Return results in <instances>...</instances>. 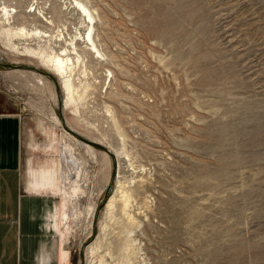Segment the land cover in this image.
<instances>
[{
    "label": "rangeland",
    "instance_id": "obj_1",
    "mask_svg": "<svg viewBox=\"0 0 264 264\" xmlns=\"http://www.w3.org/2000/svg\"><path fill=\"white\" fill-rule=\"evenodd\" d=\"M55 55L82 98L66 103ZM6 141L22 218L62 264H99L117 187L136 264H264V0H0ZM42 171L58 190L27 193Z\"/></svg>",
    "mask_w": 264,
    "mask_h": 264
},
{
    "label": "crops",
    "instance_id": "obj_2",
    "mask_svg": "<svg viewBox=\"0 0 264 264\" xmlns=\"http://www.w3.org/2000/svg\"><path fill=\"white\" fill-rule=\"evenodd\" d=\"M17 166V149L14 150L11 142H0V264H60L65 253L60 249L57 256H51L44 243L37 241L33 223L22 218ZM27 177V193L36 195L45 191L35 188L33 172H28ZM52 219V229L61 242L64 234L59 229L63 226L62 205L60 213L54 214Z\"/></svg>",
    "mask_w": 264,
    "mask_h": 264
},
{
    "label": "bare ground",
    "instance_id": "obj_3",
    "mask_svg": "<svg viewBox=\"0 0 264 264\" xmlns=\"http://www.w3.org/2000/svg\"><path fill=\"white\" fill-rule=\"evenodd\" d=\"M79 6L81 7L82 11L86 14L88 19L92 21V17H91L92 15H90V13L88 12L89 10L87 11V8H84L80 4ZM87 39L90 42L91 47L95 49L91 41L90 35H87ZM66 55H64L65 57L63 55H55L53 58H49L48 60H46V63L49 64V67L52 70L53 74L61 78V81H62L61 86L66 92V103L68 104L70 99L73 98L74 94L75 96H77V98L83 97L85 90H86V85L85 84L80 85V87L78 86L76 88L72 84V82L70 81L71 59L67 58ZM42 59L43 58H41L40 61H42ZM71 102H73V100ZM34 174H35V178L33 179H34L35 188H38V189L50 188V189H55V190L57 189L52 183L53 179H55L54 171H51L49 175H46V173L43 171L41 173H34ZM69 175L70 174L68 170L65 169L63 177L66 178L67 180V186H66L67 193L69 191V185H72L74 182L72 180H70L71 182H69V177H68ZM121 188L117 187L114 195L110 198L105 208L106 220L102 227V232L104 233V236H105L104 243L106 244L105 246L106 254L102 255L100 258L98 257L97 262L99 264L104 263L105 259H103V257L105 255L111 258L112 264H126L125 260L126 258H128V256H129L128 259L131 258L129 261L130 262L129 264H136V259L135 257L132 256V253H134V249H137V248H135V243L133 242L134 240L131 234L134 233V229L138 223L135 221V219L130 214V211L128 209L129 208L128 204L130 200L129 197L131 198V195L129 194L130 192L127 194L126 192H123ZM71 196H75L73 191L71 192V194L68 193L67 197L65 196V194H63L62 196V203H61L62 204V221L68 219V215H67L68 211L66 212V205ZM97 246L98 244L96 243H94L93 247H91L90 245L88 249L90 250L89 255H92L94 253V250L96 249Z\"/></svg>",
    "mask_w": 264,
    "mask_h": 264
},
{
    "label": "water",
    "instance_id": "obj_4",
    "mask_svg": "<svg viewBox=\"0 0 264 264\" xmlns=\"http://www.w3.org/2000/svg\"><path fill=\"white\" fill-rule=\"evenodd\" d=\"M33 71H34V72H37L35 69H33ZM37 73H38V72H37ZM41 74H43V73H41ZM43 75H45L46 77L49 78V76H48L47 74H43Z\"/></svg>",
    "mask_w": 264,
    "mask_h": 264
}]
</instances>
